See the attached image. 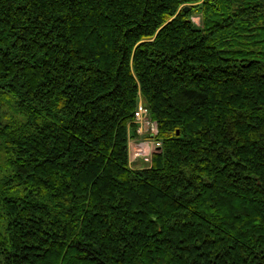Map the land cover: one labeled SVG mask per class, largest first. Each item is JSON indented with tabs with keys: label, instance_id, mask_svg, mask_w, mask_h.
<instances>
[{
	"label": "trees",
	"instance_id": "trees-1",
	"mask_svg": "<svg viewBox=\"0 0 264 264\" xmlns=\"http://www.w3.org/2000/svg\"><path fill=\"white\" fill-rule=\"evenodd\" d=\"M0 264H264V0H0Z\"/></svg>",
	"mask_w": 264,
	"mask_h": 264
},
{
	"label": "built area",
	"instance_id": "built-area-1",
	"mask_svg": "<svg viewBox=\"0 0 264 264\" xmlns=\"http://www.w3.org/2000/svg\"><path fill=\"white\" fill-rule=\"evenodd\" d=\"M133 121L137 123L138 135L137 137L128 136L129 164L138 166L140 160L150 163L153 152L161 148L162 141L156 137L157 122L151 119L148 107L143 103L141 95H139Z\"/></svg>",
	"mask_w": 264,
	"mask_h": 264
},
{
	"label": "rangeland",
	"instance_id": "rangeland-1",
	"mask_svg": "<svg viewBox=\"0 0 264 264\" xmlns=\"http://www.w3.org/2000/svg\"><path fill=\"white\" fill-rule=\"evenodd\" d=\"M192 20L195 22L197 25L201 24V14L200 13H194L192 15Z\"/></svg>",
	"mask_w": 264,
	"mask_h": 264
},
{
	"label": "water",
	"instance_id": "water-1",
	"mask_svg": "<svg viewBox=\"0 0 264 264\" xmlns=\"http://www.w3.org/2000/svg\"><path fill=\"white\" fill-rule=\"evenodd\" d=\"M185 10H188V7H185Z\"/></svg>",
	"mask_w": 264,
	"mask_h": 264
}]
</instances>
